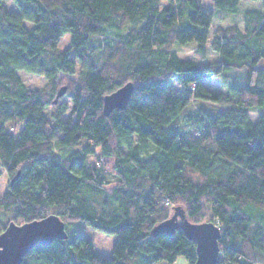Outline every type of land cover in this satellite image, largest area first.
<instances>
[{
	"label": "trees",
	"instance_id": "1",
	"mask_svg": "<svg viewBox=\"0 0 264 264\" xmlns=\"http://www.w3.org/2000/svg\"><path fill=\"white\" fill-rule=\"evenodd\" d=\"M203 2L0 0V233L54 213L116 235L108 257L68 234L21 264H193L182 230L153 235L175 206L219 225L217 264H264V0ZM189 44L218 58H184ZM20 70L47 84L28 87ZM229 71L241 85L205 83ZM129 81L127 107L105 115L104 96Z\"/></svg>",
	"mask_w": 264,
	"mask_h": 264
},
{
	"label": "water",
	"instance_id": "2",
	"mask_svg": "<svg viewBox=\"0 0 264 264\" xmlns=\"http://www.w3.org/2000/svg\"><path fill=\"white\" fill-rule=\"evenodd\" d=\"M66 86L59 89L54 103L66 92ZM134 92L132 81L126 82L115 91L104 96L103 112L109 115L114 109H125ZM20 175L18 171L11 179L13 183ZM182 230L191 240L196 242L197 256L193 264H217L220 254L219 239L221 230L214 221L193 222L185 209L175 206L171 215L156 224L153 235L165 233L174 235ZM68 237L65 222L54 213L42 219L25 223L10 221L0 233V264H21L24 256L40 244H50L56 239Z\"/></svg>",
	"mask_w": 264,
	"mask_h": 264
},
{
	"label": "rangeland",
	"instance_id": "3",
	"mask_svg": "<svg viewBox=\"0 0 264 264\" xmlns=\"http://www.w3.org/2000/svg\"><path fill=\"white\" fill-rule=\"evenodd\" d=\"M203 6L205 8L216 9V5L214 0H204ZM8 7L11 9H15V5L13 3H9ZM220 12V11H218ZM223 14V12H221ZM220 13V15H221ZM227 14V16H226ZM243 15V11L239 10L238 13H225L224 17L232 20H237ZM223 16V15H222ZM28 26H31L28 23ZM70 32H67L60 40L59 48L61 50L65 49L70 44ZM205 57L201 58L199 54L196 52V46L193 44H189L186 46L180 47V55L184 58L196 60L202 64H208L214 62L218 58V54L214 52L210 47H206L205 49ZM258 67L264 68V59H262ZM19 74L23 78L26 85L30 88H41L47 84V80L42 75L28 73L24 70H20ZM80 74V64L77 66L76 73L72 75V79H77ZM241 73L239 71H229L225 72V76L220 75L215 78H207L205 83L211 87L213 90H227L232 88L235 85H241L240 79ZM63 75H61L62 77ZM64 77V76H63ZM70 77V78H71ZM177 90L180 91V86L176 83ZM63 100H66L67 97H61ZM256 115H254L255 117ZM59 150V148H57ZM9 175L7 173H3L0 176V196H2L5 191L8 189L9 183ZM0 217L4 220H8L4 213L0 211ZM66 230L69 235L74 236L76 234H84L85 236L91 238L94 242L95 250L101 255L108 257L113 249V246L116 241V235L109 234L99 229H96L82 220H73L66 224ZM173 264H189L188 260L184 256H179Z\"/></svg>",
	"mask_w": 264,
	"mask_h": 264
}]
</instances>
